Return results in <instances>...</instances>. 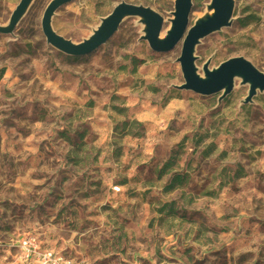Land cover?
Instances as JSON below:
<instances>
[{
	"label": "rangeland",
	"instance_id": "obj_1",
	"mask_svg": "<svg viewBox=\"0 0 264 264\" xmlns=\"http://www.w3.org/2000/svg\"><path fill=\"white\" fill-rule=\"evenodd\" d=\"M20 1L0 0V26ZM50 1L0 34V264H25V240L72 264H264V93L175 89L182 42L152 51L138 18L66 56L42 33ZM234 1L231 27L196 48L201 76L237 57L264 73V0ZM123 2L160 14L166 36L175 0H73L53 29L80 43ZM209 4L193 0L190 26Z\"/></svg>",
	"mask_w": 264,
	"mask_h": 264
},
{
	"label": "water",
	"instance_id": "obj_2",
	"mask_svg": "<svg viewBox=\"0 0 264 264\" xmlns=\"http://www.w3.org/2000/svg\"><path fill=\"white\" fill-rule=\"evenodd\" d=\"M35 0H21L11 15L7 26H0V34L12 36L27 11ZM73 0H51L46 7L41 21L42 33L48 46L62 54L80 58L88 56L107 44L118 32L127 18H138L144 25V36L152 51L169 53L182 42L181 57L178 63L181 67L184 83L174 86L180 91H191L201 96L221 94L219 100H224L232 93L235 81L241 80L242 85L249 86V91L242 102L249 105L254 102L258 93H264V73L243 57L229 59L217 68L211 69L208 61L203 67L201 76L196 66V48L208 36L229 28L235 13L234 0H210V14L198 19L190 26V15L193 0H175L171 27L165 37H161L165 20L149 7L132 5L125 2L117 5L111 14L101 20L99 27L86 40L74 43L55 32L52 20L57 11Z\"/></svg>",
	"mask_w": 264,
	"mask_h": 264
},
{
	"label": "built area",
	"instance_id": "obj_3",
	"mask_svg": "<svg viewBox=\"0 0 264 264\" xmlns=\"http://www.w3.org/2000/svg\"><path fill=\"white\" fill-rule=\"evenodd\" d=\"M22 252L25 264H72L71 261L64 260L53 251L39 252L38 248L31 240L22 242Z\"/></svg>",
	"mask_w": 264,
	"mask_h": 264
},
{
	"label": "trees",
	"instance_id": "obj_4",
	"mask_svg": "<svg viewBox=\"0 0 264 264\" xmlns=\"http://www.w3.org/2000/svg\"><path fill=\"white\" fill-rule=\"evenodd\" d=\"M2 75H3V72H1L0 73V79H1V77H2ZM137 127V126H140L137 122H133V123H131V124H127V123H125L124 124V129H127L128 127H129V132L131 133L132 132V129L134 128V127ZM132 134V133H131ZM135 136H137V137H140L141 135L139 134V133H136V134H134ZM163 174H164V172H162V174H161V176H163ZM180 176L178 175H175L170 181H169V183H168V185H167V191H173V190H175L177 187H178V182L180 181ZM173 205V203L172 204H170V205H168V206H172Z\"/></svg>",
	"mask_w": 264,
	"mask_h": 264
}]
</instances>
